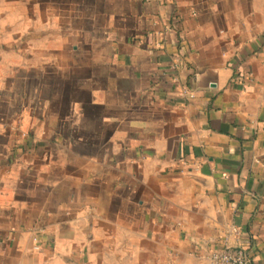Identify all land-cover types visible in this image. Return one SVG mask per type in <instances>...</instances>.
<instances>
[{"label": "crops", "instance_id": "1", "mask_svg": "<svg viewBox=\"0 0 264 264\" xmlns=\"http://www.w3.org/2000/svg\"><path fill=\"white\" fill-rule=\"evenodd\" d=\"M225 247L264 264V0H0V264Z\"/></svg>", "mask_w": 264, "mask_h": 264}, {"label": "built area", "instance_id": "2", "mask_svg": "<svg viewBox=\"0 0 264 264\" xmlns=\"http://www.w3.org/2000/svg\"><path fill=\"white\" fill-rule=\"evenodd\" d=\"M248 260V255L244 250L235 251L231 247L214 252L212 257L213 264H247Z\"/></svg>", "mask_w": 264, "mask_h": 264}]
</instances>
